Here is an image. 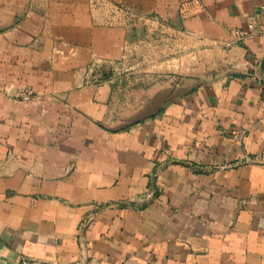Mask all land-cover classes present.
I'll return each mask as SVG.
<instances>
[{"label": "crops", "instance_id": "0c3cea01", "mask_svg": "<svg viewBox=\"0 0 264 264\" xmlns=\"http://www.w3.org/2000/svg\"><path fill=\"white\" fill-rule=\"evenodd\" d=\"M0 264H264V0H0Z\"/></svg>", "mask_w": 264, "mask_h": 264}, {"label": "rangeland", "instance_id": "374dc122", "mask_svg": "<svg viewBox=\"0 0 264 264\" xmlns=\"http://www.w3.org/2000/svg\"><path fill=\"white\" fill-rule=\"evenodd\" d=\"M119 11L123 16L126 17L127 21L131 22L132 25L134 24V27L138 29L139 33L141 31L143 32L141 36L142 38L140 37V39H143L144 41L139 44V48H141L139 50L135 49L136 52L131 53L129 56L130 58L128 59L132 61H138V63L142 62L146 60L147 52L149 53L151 51L152 42L156 43L154 40L161 37H166V26L162 23H158V21L153 18L154 16L144 12H135V10L131 9H120ZM163 42L165 41H159V43ZM137 52H142V54Z\"/></svg>", "mask_w": 264, "mask_h": 264}, {"label": "water", "instance_id": "95a60500", "mask_svg": "<svg viewBox=\"0 0 264 264\" xmlns=\"http://www.w3.org/2000/svg\"><path fill=\"white\" fill-rule=\"evenodd\" d=\"M155 181H156V178H155V173H154L153 178H152V184H153V186L155 185Z\"/></svg>", "mask_w": 264, "mask_h": 264}]
</instances>
